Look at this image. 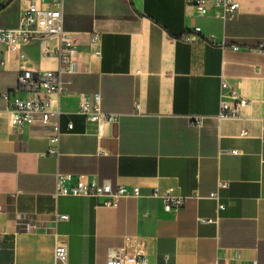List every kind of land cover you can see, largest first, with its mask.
<instances>
[{
	"label": "crops",
	"instance_id": "1",
	"mask_svg": "<svg viewBox=\"0 0 264 264\" xmlns=\"http://www.w3.org/2000/svg\"><path fill=\"white\" fill-rule=\"evenodd\" d=\"M29 1L0 16L15 5L14 25ZM237 1L236 16L223 20L196 16L187 0H63L79 53L76 72L62 77L60 155L47 151L52 121L12 127L0 100V264H52L59 240L68 264H105L126 236H136L147 264H264V0ZM93 33L100 55L85 62ZM0 57V94L26 97L19 72L56 67L35 43ZM222 81L249 100L239 117H218ZM96 91L102 110L118 116L100 138L78 113L81 96ZM58 171L138 186L142 196L116 207L55 196ZM154 188L188 198L165 212ZM58 214L68 219L53 222Z\"/></svg>",
	"mask_w": 264,
	"mask_h": 264
},
{
	"label": "built area",
	"instance_id": "2",
	"mask_svg": "<svg viewBox=\"0 0 264 264\" xmlns=\"http://www.w3.org/2000/svg\"><path fill=\"white\" fill-rule=\"evenodd\" d=\"M187 7L196 16H214L223 20H232L240 7L237 0H187ZM200 32V27H195ZM51 36L57 37L56 49H51L49 40ZM190 41L193 36L186 34L181 37ZM35 43L39 47L42 57H54L56 67L53 69L30 70L22 69L17 77V90L25 92L26 97H20L15 92L4 91L0 100L9 116L12 127L34 122H53L48 135V154L58 157L60 155L59 141L62 132L58 126L60 114L59 99L65 95L66 87L62 77L65 74L76 72L77 54L79 53V39L75 34L66 31L63 27V0H30L21 10L18 20L11 26H0V53L3 49L15 54L23 45ZM100 36L93 33L90 36L92 51L87 54L85 62L91 55H100ZM238 46H233L237 49ZM0 64L3 59L0 57ZM219 118L239 117L241 110L249 105V100L233 89L228 88L222 81L220 86ZM78 113L83 115L86 124L94 126L96 137L102 135L103 126L107 122L116 121V114L106 113L101 108V94L93 92L91 95H82L78 104ZM201 116H193L191 124L201 125ZM72 128L71 125L68 127ZM264 129V122L262 123ZM246 130L240 136H246ZM233 152V151H232ZM228 182L220 181L218 188H226ZM54 195L62 196H92L100 203L116 207L121 198L140 197L138 186H113L110 180H91L85 174H72L56 172L54 182ZM152 198L160 199L163 211H177L182 208L188 197L174 193L172 188L160 190L154 188L150 193ZM210 198L217 199V191L209 194ZM222 208V204L218 205ZM67 214L55 215L53 222L66 221ZM136 236H126L121 246L111 247L108 250L105 264H147V255L135 248ZM67 244L59 240L53 247L52 264H68Z\"/></svg>",
	"mask_w": 264,
	"mask_h": 264
},
{
	"label": "water",
	"instance_id": "3",
	"mask_svg": "<svg viewBox=\"0 0 264 264\" xmlns=\"http://www.w3.org/2000/svg\"><path fill=\"white\" fill-rule=\"evenodd\" d=\"M2 0H0L1 2ZM14 9H15V5H13L9 10H7L5 13H3L1 16H0V26L1 25H12L13 24V20L12 19H7V16L11 15V13L14 12Z\"/></svg>",
	"mask_w": 264,
	"mask_h": 264
},
{
	"label": "trees",
	"instance_id": "4",
	"mask_svg": "<svg viewBox=\"0 0 264 264\" xmlns=\"http://www.w3.org/2000/svg\"><path fill=\"white\" fill-rule=\"evenodd\" d=\"M13 0H7L4 3H0V11L3 10L7 5H9Z\"/></svg>",
	"mask_w": 264,
	"mask_h": 264
},
{
	"label": "rangeland",
	"instance_id": "5",
	"mask_svg": "<svg viewBox=\"0 0 264 264\" xmlns=\"http://www.w3.org/2000/svg\"><path fill=\"white\" fill-rule=\"evenodd\" d=\"M7 0H3L1 3H4V2H6ZM14 1V0H13Z\"/></svg>",
	"mask_w": 264,
	"mask_h": 264
}]
</instances>
